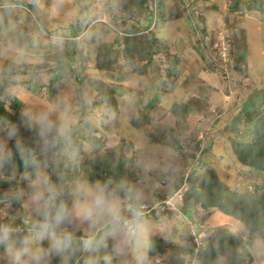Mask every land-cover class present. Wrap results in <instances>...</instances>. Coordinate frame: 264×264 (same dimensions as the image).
<instances>
[{
    "label": "rangeland",
    "instance_id": "374dc122",
    "mask_svg": "<svg viewBox=\"0 0 264 264\" xmlns=\"http://www.w3.org/2000/svg\"><path fill=\"white\" fill-rule=\"evenodd\" d=\"M8 1L0 0V4ZM128 2L18 0L13 5L0 7V77L8 60L28 65L44 63L45 66L36 69L35 74H32L35 68L31 67L27 68L30 74L13 75L18 82L9 88V94L22 99L21 110L35 124L41 127L38 117L46 114L53 125L45 132L44 140L35 141L37 155L31 167L17 173L14 167L4 165L1 158L13 137L32 136L34 132L22 125L3 126L0 121V264H95V252L102 251L103 247L104 253L116 252L124 264H194L199 256L190 253L191 236L198 232L200 224L203 225L197 238L201 245L199 250L202 249V239L209 236L207 226L213 234L211 237L216 232L215 226L222 224L229 227L237 241L239 239L234 248L217 258L216 264H264L261 234L249 244V231L223 213L214 212L208 217H203L202 213L196 220H189L178 203L174 210H162L161 205L152 213L150 211V216L141 219L140 229L132 235L122 231V225L113 227L107 224L106 218L93 223L76 214V204L85 199L90 201L91 190L96 185L114 193L121 207L128 199L129 189L133 190L134 198L138 195V200L142 197L140 189L155 188V194L162 193V199L179 189L181 193L187 189L188 183L184 181L186 184H183L180 172L184 170L187 174L193 159L178 151L175 140L173 144L169 140L173 136L185 145L191 142V138L199 137L202 130L208 131L205 141L206 145L209 143L202 155L222 180L241 191L254 190L255 185L264 186V177L249 165L240 163L232 146L235 139H247L245 130L249 118L243 110V101L247 98L252 101L250 111L258 113L264 108V10L245 7L243 2L244 6H238L236 0H198L196 9L181 8L184 14H208L206 20L211 28L208 25L204 29L196 18L189 26L194 31V23L199 22L198 27L204 30L199 36L194 31L200 38L198 45L206 41L209 49L214 48L213 56L203 59L207 70L212 72L211 77L204 80L195 77L191 83L188 79L192 76H189L186 79L188 84L183 85L178 76H169L170 64L161 53L156 54L154 65L147 62L148 56L139 57L141 65L147 66L129 72L132 66L124 60L121 40L125 31L139 29L144 24L133 20L138 12L133 11V6L126 7ZM171 2L165 0L169 14ZM232 6L234 9L231 10ZM166 24L163 35H159L158 30L160 39L169 40V37L180 35L178 22L168 21ZM157 26L155 24L153 28ZM77 30L82 32L72 36L71 33ZM228 37L232 44L235 43L230 44L235 53L236 41L247 45L246 62L241 63V68H237L234 74L235 82L229 97L226 91L229 82L220 71L222 58L214 47L223 40L228 42ZM111 58L116 60L110 69L98 66L100 60L105 62ZM61 61L63 65L59 69ZM80 62L84 65L82 78L76 74V64ZM60 70L63 72L61 79L50 86V77ZM120 73L125 74V78L119 77ZM30 76H33V82L41 85L40 94L19 83ZM212 85L217 86L218 92L212 90ZM105 95L112 100L111 105L114 102V107L107 102ZM190 95L193 96L191 99ZM153 97L158 100L157 107L152 109L148 102ZM180 100H186L194 107L183 118L171 111L173 103ZM235 118L237 121L233 125ZM52 136L64 139L62 149L55 147L58 142L53 143ZM74 138L77 143H73ZM191 150L198 153L196 149ZM60 151L66 156L64 163L72 162L76 154L79 164L86 163V166L90 159L115 167L120 162L125 163L123 194L114 190L117 186L113 183L101 184L92 180L86 171L75 179L65 180L62 176L61 186L69 187L75 194L80 189L89 195H76L77 202L76 199L71 201L73 205L66 208V217L49 232L41 234L37 225L44 216L38 194L44 189L45 180L58 190V182L53 184L50 177L55 174L58 178ZM170 169L180 172L171 173ZM178 174L176 183L174 180ZM16 190L20 191L22 198L20 207H15L11 200ZM145 194L146 201L141 202L145 207L148 204L152 207L159 199L151 200L149 192ZM124 210L128 212L127 217L132 216L126 208ZM21 217L25 218L24 229L22 225L15 227L19 226L17 220ZM66 234H70V239ZM153 234L167 242V251L162 255L148 253ZM57 238L64 240L66 246H57Z\"/></svg>",
    "mask_w": 264,
    "mask_h": 264
},
{
    "label": "trees",
    "instance_id": "16d2710c",
    "mask_svg": "<svg viewBox=\"0 0 264 264\" xmlns=\"http://www.w3.org/2000/svg\"><path fill=\"white\" fill-rule=\"evenodd\" d=\"M18 0H10L8 3H4L6 5H13L14 2ZM198 0H172L170 4V14L167 13L166 10L167 5L165 0H129V4L125 6L131 8L133 6V11L138 12L137 16H134L133 20L138 22L139 24H144L139 27V29H132L129 31H125L122 43L124 50V60L126 64L131 65L132 68L129 69V72H136L139 69L142 70V67L147 66L146 64L141 65L139 62V57L143 58L148 56L147 62H151L154 65L156 61V54H162L164 59L169 62V76H178L180 73L179 68V58L175 53L170 51L169 44L166 39H160V36L157 34V31L153 26L156 24H160L165 20H172L175 17H180L183 14L180 10L181 8H196L195 2ZM245 5V7L249 8H257L259 10H264V2L263 0H236L238 6L241 4ZM0 4V7L4 5ZM242 4V5H243ZM124 5V3H123ZM184 5V6H183ZM243 5V6H244ZM5 6V5H4ZM182 6V7H181ZM163 7V8H162ZM237 6H235L236 8ZM161 8V9H160ZM234 9V6L231 7V10ZM127 10V9H126ZM131 12V9L129 10ZM132 16L133 14H127ZM126 16V14H125ZM132 18V17H131ZM115 18L114 20H117ZM144 20V21H142ZM89 23H87L88 25ZM82 30H77L75 33H71L72 36H78ZM146 32V33H145ZM206 32V31H205ZM145 33V34H144ZM206 36V35H205ZM228 40L231 45L235 44L231 42V39L228 37ZM200 41V38H199ZM204 41V40H203ZM201 45V44H200ZM199 47L204 52L203 57L207 60L209 57H212V54L209 52H213V49H209L206 45H201ZM149 50V47H151ZM236 50L235 53L233 49H231V54L233 57V63L230 66L231 74L233 76L232 83L235 82L234 74L238 70L237 68H241V63L246 62V54H247V45H241L239 41H236ZM212 50V51H211ZM206 51V52H205ZM207 55V57L205 56ZM115 58L108 59L105 62L101 60L98 63V66L101 68L112 67V64L115 62ZM68 64V62L66 63ZM62 61L58 66L59 69L62 68ZM45 64L39 65H28L25 63H16L14 61L8 60L2 68L0 77V121L3 126H14V125H22L24 128L29 129L31 132H34V135H22L13 137L7 145V149L3 154L1 160L4 165L9 167H14L17 173L24 171L25 169L31 167L32 162L36 157L35 150V141L36 140H44L45 132L42 130L40 126L35 124L32 120H30L27 115L21 110L23 106V101L20 97L16 95L9 94V88H11L14 84L18 82L13 75H22V74H30L31 72L27 70V68H35L32 74H35L36 71L43 68ZM156 66V64H155ZM37 69V70H36ZM84 65L80 62V64H76V74L78 78H82L84 76L83 73ZM54 73V72H53ZM31 74V75H32ZM63 75L62 70L58 71L57 74H52L50 77V86L59 79H61ZM121 78H125V74L120 73L118 75ZM19 83H22L27 87L31 92L40 94L41 93V85L37 82H33V76L21 80ZM152 85V83H151ZM229 93L230 88L228 87L226 91ZM106 97L107 102L111 105V101ZM159 97V96H158ZM158 97H153L148 103L150 108H155L156 101ZM119 103V102H118ZM114 102L111 106L114 107ZM120 106V104H118ZM243 110L247 112L249 123L247 129L245 130V134L247 136L246 140H234L232 146L234 149V154L236 159L245 165H249L253 170L259 172L264 177V108L261 109L258 113L250 111L253 107V103L250 99H245L243 101ZM120 108V107H119ZM194 110V107L190 105L188 101H177L174 102L171 106V111L178 117L183 118L190 112ZM238 117V116H237ZM237 119L232 122L233 125L236 124ZM83 131V128H79ZM72 135L74 133H71ZM153 138V137H152ZM95 139H98L95 137ZM195 143L196 140L191 138ZM51 140L55 144V147L58 149H62V142L64 139L56 138L55 136L51 137ZM73 143H77V138L73 139ZM175 140V145L178 148V151H182L186 153L192 160L193 164L191 165L189 172L187 174L184 173V170L180 172L182 176V180L187 181L188 188L183 193V197L179 205L185 213L190 215V217H198L199 213L203 211V217H208L210 214L214 212L223 213L227 217H230L240 223V225L246 228L249 231L248 234V243L254 242L260 238L264 242V186H256L254 190H246L241 191L237 188L230 187L224 180H222L217 171L212 168L211 163L205 160L202 154H196L191 149L187 148L186 145H183L179 139H175L172 136V140H169V143L173 144ZM180 141V142H179ZM212 140L210 141V143ZM60 143V144H59ZM209 144V143H208ZM207 144V146H208ZM207 150L205 148L203 153ZM65 157L63 152H58V178L55 174H52L50 177V181L55 184L58 182V192L59 195L57 197L56 203L58 205L63 202L66 208H71L72 200L77 202V197L73 191L67 186H61L63 178L65 180L75 179L80 176L83 171L88 173L89 177H92V180H97L101 184H111L113 183L115 191L122 192L123 194V178L126 175L127 168L125 163L120 162V164L116 165V167L112 164H104L99 163L98 161L90 159L88 166L86 163H80L77 154L73 156L72 162H65ZM194 157L196 159L194 160ZM54 164H51L52 168ZM162 167V166H161ZM164 168V167H163ZM166 168V166H165ZM172 170V171H171ZM171 173L173 171L175 173H179L174 169H170ZM64 176L63 178L60 177ZM179 174L176 176V183L179 179ZM180 176V177H181ZM264 183V178L263 181ZM119 186V188H118ZM122 186V187H121ZM147 190V189H146ZM152 196L151 200H155V198H162V193L157 192L152 188L147 190ZM261 191V192H260ZM129 199V198H128ZM122 202L121 207V215L125 219L127 217V211H125L124 206L127 203V200ZM11 200L15 207H20L22 204V198L20 191H15L12 195ZM131 204L140 209L142 200H138L134 198L129 199ZM2 205V204H1ZM212 209V210H211ZM124 211L126 213H124ZM153 211V210H152ZM25 218L21 217L17 220V225H26ZM141 221V220H140ZM202 225L197 228L198 231L202 230ZM214 227V226H210ZM216 232H214V237H211V229L209 226L206 227L209 232V236L205 237L202 240V249L198 251L199 259L195 264H216L217 258L223 254L234 248L237 241L235 234L229 230L228 226H215ZM122 231H127L125 228H121ZM1 233V232H0ZM115 234V232H114ZM213 235V234H212ZM193 239V236L191 237ZM215 241L217 243H215ZM166 241L162 237L157 236V234H153L150 237L149 245H148V253L153 255H162L167 251ZM194 242L192 240V246ZM191 252L193 248L190 249ZM96 261L95 264H124L123 258L119 257L116 252L107 251L104 253V247L102 251L95 252Z\"/></svg>",
    "mask_w": 264,
    "mask_h": 264
},
{
    "label": "clouds",
    "instance_id": "9594fccd",
    "mask_svg": "<svg viewBox=\"0 0 264 264\" xmlns=\"http://www.w3.org/2000/svg\"><path fill=\"white\" fill-rule=\"evenodd\" d=\"M38 121L44 132L50 131L53 127L51 121L48 120L46 114H43L40 117H38ZM44 184H45L44 189L40 191L38 194V199L41 200L42 205H43V216H44L43 221L37 225L41 234L49 232L54 227V225L59 224L67 215V209L64 203L61 202L59 205L56 204V200L59 195V192L56 189V187L48 183L46 180ZM45 193H47V195H45ZM90 194L92 197L90 201L85 199L84 202H78L76 204V207H75L76 214L82 217L83 219L92 221L93 223L106 218L105 222L107 224L112 225L113 227L122 225L130 235L136 234L138 230L140 229V220L146 216H150L151 215L150 211L152 213V210H156L157 208V207L156 208L149 207V204H148L149 208H142L140 206V209H138L133 204H129L128 211L132 214V218L131 220H126L128 217L124 219L123 216L121 215V203L114 193L107 191L100 185H96L94 189L91 190ZM77 195L78 196L84 195L86 197L87 195H89V193L81 192L80 189H77ZM182 197H183V193H182ZM128 198L129 199L133 198L132 189L128 190ZM135 198L138 199V195H136ZM129 199L127 201H129ZM161 200L163 199L156 200L154 204ZM181 200L182 198L180 199V201L177 202L178 205L181 202ZM139 210H144L145 212L141 215ZM166 210H171V209H166ZM187 215L188 214L185 213V216L189 220H196V217H189ZM20 226L21 225L15 226V227H20ZM23 229H24V226H23ZM201 231L202 230L198 232H201ZM66 235L70 239V234H66ZM56 245L66 246V242L64 240L57 238ZM195 246H196V243L194 242L192 246L194 250H195ZM198 251L197 252L194 251L190 253L191 255L194 256L195 253L196 254L198 253ZM157 258L159 257L157 256Z\"/></svg>",
    "mask_w": 264,
    "mask_h": 264
},
{
    "label": "crops",
    "instance_id": "0c3cea01",
    "mask_svg": "<svg viewBox=\"0 0 264 264\" xmlns=\"http://www.w3.org/2000/svg\"><path fill=\"white\" fill-rule=\"evenodd\" d=\"M196 9V8H195ZM208 14H181L180 17H175L172 20H165L164 22L158 24L159 26H157V28L155 29L157 31L158 34V30L160 31L159 35H163V29H165L166 27V23L168 21H176L178 22V30L180 32V35L177 36H173V37H169V40H167L169 47H170V51L172 53H175L177 55V57L179 58V68H180V73H178V78L181 80V84H188V82H194V80L192 78L195 77H199V79L204 80L206 79L205 77H211V73L210 71L207 70V66L204 65V52L201 50V48L198 45V38L195 35L194 31L197 33L198 32V36H199V32L201 30L207 29L208 25L210 26V24L207 23V16ZM195 16V17H194ZM196 21H200L201 26L204 28L200 29L199 26V22L195 25L194 23V31L191 30L190 26L191 23L193 22V20ZM191 20V21H190ZM162 25V28L161 26ZM160 28L162 30H160ZM211 28V26L209 27ZM179 34V33H178ZM163 39V38H162ZM206 52V51H205ZM206 56V55H205ZM206 60V59H205ZM207 71V72H205ZM201 73V74H200ZM203 73V74H202ZM203 75V76H202ZM209 75V76H207ZM189 76L190 79H188ZM207 78V80H208ZM186 79H188L189 81L187 82ZM217 86L212 85V90L213 91H217ZM187 90V89H186ZM213 93V92H212ZM193 95V94H192ZM193 96L190 95L191 99ZM181 101V100H180ZM186 101V100H183ZM191 113V112H190ZM140 189V188H139ZM155 189V188H153ZM138 190V189H137ZM140 189L141 192V200L146 201V193H148L147 190H142ZM162 199V198H160ZM157 199V200H160ZM212 210V209H211ZM203 211H201V213H199V215H202ZM188 216V215H187Z\"/></svg>",
    "mask_w": 264,
    "mask_h": 264
},
{
    "label": "built area",
    "instance_id": "2783aa9c",
    "mask_svg": "<svg viewBox=\"0 0 264 264\" xmlns=\"http://www.w3.org/2000/svg\"><path fill=\"white\" fill-rule=\"evenodd\" d=\"M228 40V38H227ZM201 45H206V41L203 42ZM214 47L216 49H218V54L220 55V57L222 58V64L220 66V71L223 75V78L226 79L228 82H229V87H230V90H231V86H232V79H233V76L231 74V69H230V66L232 65L233 63V57H232V54H231V47H230V42L228 41H224L221 43V44H215ZM213 49V47H212ZM214 53V50L212 52V55ZM231 92V91H230ZM228 93L227 96L229 97L231 95V93ZM207 133L208 131H205V130H202L201 133L199 134V137L198 136H195L194 139L196 140V143L191 140L190 143H185V145L187 146V148H192L193 149H196L198 150V153L197 154H202L203 150L207 147L206 145V142L207 140L205 141V138L207 136ZM183 184H186L185 182ZM186 189H184L181 193H180V189L177 190V191H174V193L172 195H169L167 196V198L159 201V202H156L153 206V207H160L162 205V210H166V209H173L174 210V207H176V204L177 202L182 198V193L185 191ZM129 204H131V202L127 201V204L125 206L126 210H128V207H129ZM161 204V205H160ZM171 205V206H168V205ZM142 208H149L148 205H146L145 207V204L141 205ZM141 215L145 212L144 210H139ZM132 216H129L128 219L131 220ZM17 229V228H16ZM201 232H197L195 233L193 236V241L196 243V246H195V251L197 252L199 249H198V246L200 245V243L198 242L197 238L200 237L198 236ZM201 246V245H200ZM156 260H160L159 258H156Z\"/></svg>",
    "mask_w": 264,
    "mask_h": 264
}]
</instances>
